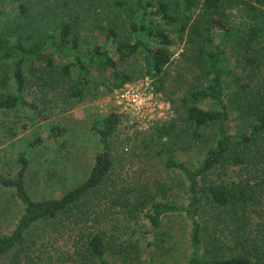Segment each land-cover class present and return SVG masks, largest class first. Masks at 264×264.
<instances>
[{
  "label": "trees",
  "instance_id": "1",
  "mask_svg": "<svg viewBox=\"0 0 264 264\" xmlns=\"http://www.w3.org/2000/svg\"><path fill=\"white\" fill-rule=\"evenodd\" d=\"M102 5L125 24L127 37L101 22ZM87 19L91 26L83 24ZM173 30L185 37L183 72L192 81L180 98L181 111L155 133L167 139L166 168L184 178L185 202H172L167 193L166 202L138 201L115 187L109 178L111 136L119 122L114 112L92 125L99 149L85 178L57 197L32 198L25 186L27 155L63 134L50 125L17 153L11 175L0 172V188L12 192L17 208L10 231L0 232V264H264V226L257 217L264 200V0H0V112L40 111L27 97L32 75L45 91L64 85L74 102L83 98L95 70H108L112 81L104 92L144 75L160 91ZM230 49L256 86L227 66ZM136 54L144 63L141 73L116 71ZM61 55L66 61L58 66ZM202 100L215 107H199ZM230 112L241 123L234 130ZM193 148L200 153L180 159L178 151L187 156ZM102 197L107 206H93ZM171 213L188 222L187 257L151 263L150 254L142 255L153 244L146 235L157 230L167 242L170 232L159 228ZM61 233L72 236L65 249L57 244ZM163 241L160 235L156 246Z\"/></svg>",
  "mask_w": 264,
  "mask_h": 264
},
{
  "label": "rangeland",
  "instance_id": "2",
  "mask_svg": "<svg viewBox=\"0 0 264 264\" xmlns=\"http://www.w3.org/2000/svg\"><path fill=\"white\" fill-rule=\"evenodd\" d=\"M100 7L103 13L100 15L101 22L117 27L120 37H127L125 24L113 17L106 7L103 5ZM99 9L97 7V10ZM232 14L237 17L236 19L239 18L236 13L232 12ZM91 23L92 20L87 19L83 24L87 27L91 26ZM170 34L173 40L170 47L172 55L165 71L163 87L160 91H156L161 102V114L157 113L149 120L146 118L135 120L125 111L120 110L110 92L103 91L112 81L108 70H101L98 73L96 70L91 71L94 79L79 102H74L67 95L64 85L56 84L49 91H45L46 89L41 87L40 82L32 75L26 86L29 93L27 97L35 99L40 111L32 113L20 107L10 112H0V172L11 175L16 166L17 153L27 149L28 141L36 136L44 137L50 125L62 127L61 136L47 138L42 144L29 151L25 174V186L32 198L59 196L82 181L89 172L94 155L99 149L92 125L103 115L114 112L118 115L119 122L111 136L114 167L109 173V178L114 180L115 187L130 190L129 196L138 201L151 197L166 202L167 193V198L174 200L172 202H185L187 193L184 178L178 171L166 168L167 139L159 138L155 133L156 126L161 123L165 125L172 118H176L181 111L180 98L192 81V74L183 72L186 60L181 54L187 51L185 37H181L176 30L171 31ZM55 58L58 66L66 61L65 55ZM225 60L227 66L238 73L242 80L249 78L251 86H256L250 71L240 70L242 63H236L238 55L233 49L226 54ZM143 66L141 55L136 54L119 63L116 71L135 75L137 72L141 73ZM151 80L149 75L136 76L130 84ZM256 80L260 83V79L256 78ZM197 105L203 109L215 107L211 102L203 100ZM229 115V126L234 130L241 123L233 112ZM207 133L211 134V129H207ZM178 152L181 160H188L200 153L197 148L189 149L187 156ZM175 156L178 159V155ZM11 194L10 190L0 188V232L2 233L10 231L16 218L17 208ZM108 200L107 197L99 198L93 206L105 208ZM146 208L147 206L144 207ZM258 210L261 217H257L262 222L261 226H264V200ZM114 216L122 219L121 214ZM188 230V222L183 216L175 213L163 216L159 231L170 232V237L166 242L165 235L156 234L157 230L151 231L146 236L153 244L146 249L150 252L143 251L142 255L150 254L151 263L158 260L164 263L185 261L188 254ZM259 233L260 231L257 232V237ZM160 235L164 241L156 246L155 242ZM135 236L139 237V234L136 233ZM71 239V234L61 233L56 240L57 244L65 249L71 244ZM146 261L142 260L141 263Z\"/></svg>",
  "mask_w": 264,
  "mask_h": 264
},
{
  "label": "built area",
  "instance_id": "3",
  "mask_svg": "<svg viewBox=\"0 0 264 264\" xmlns=\"http://www.w3.org/2000/svg\"><path fill=\"white\" fill-rule=\"evenodd\" d=\"M117 107L125 111L135 120L153 119L157 113L161 114V102L158 93L148 81L124 83L110 91Z\"/></svg>",
  "mask_w": 264,
  "mask_h": 264
}]
</instances>
